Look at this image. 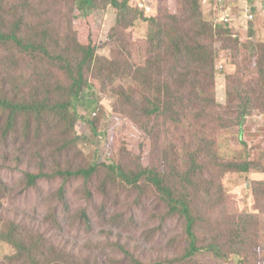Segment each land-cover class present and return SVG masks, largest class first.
<instances>
[{
    "label": "rangeland",
    "instance_id": "1",
    "mask_svg": "<svg viewBox=\"0 0 264 264\" xmlns=\"http://www.w3.org/2000/svg\"><path fill=\"white\" fill-rule=\"evenodd\" d=\"M1 1L8 3L12 0ZM129 1L132 9L141 5L135 9L143 11L145 18L150 19L159 16L162 10L177 13L181 5V0ZM203 2L206 3V7L203 4V12L207 21L216 20L211 14L213 0ZM235 2L220 3L216 8L221 10L227 5L233 8L230 13L232 23L228 24L239 27L238 35L249 45L241 48L245 52L237 62L233 59L232 49H222L221 43L217 45L218 77L214 85L211 78L196 76V66L189 64L182 54L170 63L151 59L148 41L153 30L146 19L134 18L137 17L135 11L127 14L126 25L134 22L128 28H120L118 10L103 5V0L93 4L94 8L87 17L79 11L74 0H34L37 9L17 12L9 32L26 35V39L45 46L50 55H64L68 63L66 66L59 61L48 62L40 56L44 54L25 55L11 46H0V96L33 106L37 103L30 93L38 86L40 96H47L46 99L50 100L49 96L54 92L52 100L56 106L63 107L55 115L40 110L43 112L40 117L47 125L44 139L34 138L26 145L20 141L4 140L0 119V157L3 161L0 163L11 170L12 180L20 179L30 168L32 172H37L39 167L32 168V159L38 157L41 161L51 151L66 145L69 147L66 163L71 170L88 164L106 165L117 169L120 174L130 175L138 173L143 165L161 175L179 199L187 197V201L190 199L194 206L198 205V210L205 211H200L204 221L197 228L201 247H208L214 236L221 242L229 241L233 236L231 220L238 217V220L248 222L251 221L250 215L259 218L242 229L255 231L264 244V113L261 108L264 88L255 74V51L264 42V13L260 14L258 9L260 17L257 15L255 23L249 24L246 17L242 20L232 17V13L243 11L242 7L232 6ZM251 6V14L254 15L256 12ZM22 16L25 21L15 25V19ZM93 30L100 32L99 39H91L97 52L96 63L84 66V80L78 87L77 59L68 54L75 53L71 36L74 41L79 34ZM117 55L144 67L139 82L144 81L153 92L148 93L139 83L114 79L110 66L98 64V56ZM191 77H200L203 86L216 93V100H207L194 91L188 82ZM183 81L180 119L175 121L160 115L149 116L146 108L152 105L154 99L161 96L166 101V96ZM131 90L132 98L127 93ZM95 100L98 107L93 113L88 103ZM246 111L250 114L243 125L241 139L238 115ZM95 114H98L97 118ZM35 149L39 150V154L35 153ZM19 158L20 162H17ZM239 166L248 167L250 172L242 173ZM190 172L193 178L191 184ZM101 179L104 185L113 187L120 195L126 193L130 199L119 206L110 205L103 213L102 197L97 194L96 203L89 204L84 198L81 183L74 182L67 188V202L72 212L63 218L61 224L54 221L50 210L43 207L31 192L26 200L16 196L4 202L0 211L2 226L8 229L10 222H18L32 231L34 243L58 247V258L61 260L69 257L89 264H131L133 260L167 263L183 255L186 248L181 238L183 225L178 220L163 221L159 217L167 209L159 204L161 198L157 193L150 194L153 190L151 185L145 182L142 189L136 191L122 182V186L116 189L122 180L117 172L109 169L101 170ZM42 187L46 198L51 200L62 183L44 184ZM138 194H141V201L147 204L137 218L136 210L127 208L125 204L132 206ZM24 200L28 204L22 206ZM204 223L209 226H204ZM207 228H211L213 233ZM116 243H121L126 253L115 250ZM252 253L255 254V251ZM0 254L3 258L9 257L0 260V264H13L7 245L0 244ZM227 261L228 264H250V259L248 262L233 263L228 257ZM197 263L217 264L210 253L200 254Z\"/></svg>",
    "mask_w": 264,
    "mask_h": 264
},
{
    "label": "trees",
    "instance_id": "2",
    "mask_svg": "<svg viewBox=\"0 0 264 264\" xmlns=\"http://www.w3.org/2000/svg\"><path fill=\"white\" fill-rule=\"evenodd\" d=\"M26 1V4H25ZM34 0H12L8 3H3L0 0V46H11L19 50L21 54H44L40 55L47 59L48 62L59 61L65 63L67 66L68 61L62 56H53L49 54V51L43 45H37V42L32 39H26V35H17L14 32H9L10 23L14 15L19 11H34L37 9L33 3ZM98 0H74V3L78 6V9L84 16H89L91 10L94 7L93 4ZM100 1V0H99ZM171 1V0H170ZM203 0H181L179 6L180 11L177 13H170L169 11L162 10L159 16L155 18H145L143 11L135 9L141 7V5L134 7L129 0H103V5L114 7L118 10V25L133 26L134 22L126 25L128 20V12L137 14L135 19H146L150 23V27L153 33L150 34L148 41V52L151 53V59L154 58L157 62H172L173 59L178 57L180 54L184 55L188 60L189 64L196 66V76L205 75L212 79L213 85L216 83L217 73V56L215 50L219 43L222 44V49H232L233 59L237 62L245 51H241V48L248 46V42H244L243 39L238 35L239 27H232L220 19L219 15L214 14L215 6H217V0H213L211 6L214 10H211L212 19L214 21H207L204 14ZM10 12V14H9ZM232 17H236L242 20L247 16L244 13H232ZM10 21V22H9ZM25 21V18L19 17L15 19L14 24L19 25ZM134 21V20H132ZM100 32L89 31L87 34L75 37L72 40V47L75 48V53H68L69 55L77 59V66L79 70L77 72L78 87H80L84 80L83 68L84 66H92L96 63L97 52L92 47L93 38L99 39ZM85 39V40H83ZM258 51H255L256 57V72L258 75L259 84L264 88V42L258 46ZM78 51V52H77ZM77 52V53H76ZM183 52V53H182ZM185 53V54H184ZM98 64L101 66H110L111 74L113 78H121L125 81H131L141 84L147 89V92H153V89L149 87L144 81L139 82L142 79L143 68L138 64H135L130 59H125L124 56H98ZM149 59V60H151ZM187 63V64H188ZM230 78L232 77L231 74ZM190 86L194 91H198L205 99L214 101L216 100V93L212 89L203 86V80L200 77H191L188 80ZM184 81L180 86L166 96V101L161 96H157L152 105L148 106L146 110L148 115H157L164 117L166 120H179L183 111V106L179 105L183 100V95L180 92L183 87ZM127 90V89H126ZM129 97H133L132 90L127 91ZM30 95L37 103L36 105H27L19 101H12L0 96V119L3 123L2 138L4 140H10L14 143L20 141L23 145H26L28 141L34 138H42L43 134L47 130V125L44 123L43 118L40 115L43 113L40 110H44L51 115H55L57 112L62 111V106H56V102L52 100L54 98V92H51L49 99L47 96H40L38 86H35L31 91ZM229 97V92H228ZM148 98V97H147ZM131 100V99H130ZM75 101H78L75 98ZM133 103V102H132ZM86 105V103H84ZM93 113L96 112L98 104L95 101L88 103ZM262 111L264 113V104L261 102ZM250 113L243 112L238 115L239 126H240V138H243V125L247 121V115ZM61 119V114L58 115ZM95 118L98 114L94 115ZM69 147L66 145L59 149H55L50 152L48 157H42L41 161L38 157L32 159L33 167H39L37 172H32L31 168L16 181L12 180L11 170L0 163V211L3 210L4 202L15 198L16 196L21 199L28 198L31 192H33L39 203L50 210L51 217L58 224L62 223L63 218L70 216L72 208L67 202V188L71 183L76 182L83 188V195L86 197V201L94 205L96 203V195H100L104 202L102 208L103 213L107 212V208L110 205L119 206L122 202H127L130 199L126 193L120 195L113 190V187L104 185L105 182L101 179V170L109 169L118 173L119 181L117 188L123 185L130 189L140 191L143 183H148L152 186V192L150 194L157 193L161 200L159 204H163L167 209L159 214V217L163 221H174L178 220L183 225V233L181 238L185 242V250L183 255L173 261L165 262H151L133 260L131 264H198L197 258L200 254L210 253L213 255L217 264H228L227 258L231 261L240 262L242 260L249 261L250 264H264V244L261 242L258 234L252 229H242L251 222L257 221V217L250 215L251 221H245L244 219L238 220L234 218L231 220L230 231L233 236L227 242H221L214 236L213 241H210L208 247H201L199 236L197 234V228L200 226V222L204 221V217L200 216L198 205L194 206V203L187 197L179 199L171 187L167 186L165 179L155 173V171L145 168L141 165L138 173L127 175L126 173L117 171L115 168H109L106 165L95 166V165H82L77 169L71 170L69 165L66 163V157ZM35 153L39 154V150L35 149ZM33 156V154L31 155ZM37 156V155H36ZM41 158V157H40ZM19 158L17 162H20ZM0 162H3L0 157ZM85 163L86 161L83 160ZM242 173H249L248 167L238 168ZM190 184L193 182V178L190 174ZM16 182V186L13 187V183ZM61 182L62 187L51 196V200L46 198L43 185ZM75 184V183H74ZM104 185V186H103ZM151 191V190H150ZM53 199V200H52ZM26 200V199H25ZM21 203L22 206L27 205L28 201ZM145 202L141 201V194L136 195V199L132 206H127L131 210H136V216L138 213L143 212L146 209ZM161 204V205H162ZM162 205V206H163ZM205 212V211H201ZM16 213V212H15ZM86 213V212H85ZM88 213V212H87ZM244 217V216H243ZM240 217V218H243ZM2 217H0V244L7 245L11 250L10 261L13 264H89L81 263L72 258L61 260L58 258L59 249L58 247H47L34 243L33 233L29 229L25 228L18 222H10V227L4 228L2 226ZM87 218V217H86ZM244 223V225H242ZM132 225H135V219L133 218ZM204 226H209L207 223ZM210 233L211 228H207ZM115 250H122L126 253L125 247L121 243L114 244ZM255 251V254L252 253ZM262 257V260H261ZM9 257H2L0 254V260H7Z\"/></svg>",
    "mask_w": 264,
    "mask_h": 264
},
{
    "label": "crops",
    "instance_id": "3",
    "mask_svg": "<svg viewBox=\"0 0 264 264\" xmlns=\"http://www.w3.org/2000/svg\"><path fill=\"white\" fill-rule=\"evenodd\" d=\"M217 1H218L217 6H219L222 0H217ZM228 1H230V0H225V1L223 0L222 3H224L226 5V4H228ZM235 1L236 2L234 4H232V6H234V7L239 6V7L243 8V11L240 13H244L247 16L246 22L249 24L255 23V21L258 19V17H260V14L264 13V0H252L251 3H249L251 0H235ZM248 4L252 5L251 8L254 9L256 14H254V15L251 14L250 5L247 8ZM228 7H229L228 5L225 6L224 9L221 7V10H225L227 14H230L231 12H233V8L232 7L228 8ZM215 8H216V6H215ZM257 10H258V12H260V14L257 13ZM215 11H217V9ZM257 15H258V17H257ZM242 28L243 27H241L240 30ZM249 29L250 28H247L246 30H249Z\"/></svg>",
    "mask_w": 264,
    "mask_h": 264
},
{
    "label": "built area",
    "instance_id": "4",
    "mask_svg": "<svg viewBox=\"0 0 264 264\" xmlns=\"http://www.w3.org/2000/svg\"><path fill=\"white\" fill-rule=\"evenodd\" d=\"M221 12H223L224 14L221 15L220 13V19L225 22V23H232V19L230 17V14H227L225 10H221ZM229 16V17H228ZM223 68V67H222Z\"/></svg>",
    "mask_w": 264,
    "mask_h": 264
},
{
    "label": "clouds",
    "instance_id": "5",
    "mask_svg": "<svg viewBox=\"0 0 264 264\" xmlns=\"http://www.w3.org/2000/svg\"><path fill=\"white\" fill-rule=\"evenodd\" d=\"M229 25V24H228Z\"/></svg>",
    "mask_w": 264,
    "mask_h": 264
}]
</instances>
